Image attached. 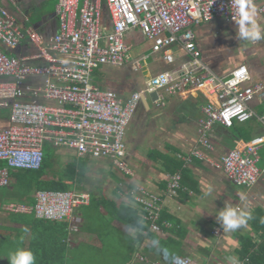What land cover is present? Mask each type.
Instances as JSON below:
<instances>
[{"label": "built area", "instance_id": "2783aa9c", "mask_svg": "<svg viewBox=\"0 0 264 264\" xmlns=\"http://www.w3.org/2000/svg\"><path fill=\"white\" fill-rule=\"evenodd\" d=\"M7 1L12 5L17 2ZM251 3L259 4L257 10L264 17V0ZM103 9L111 20L107 33L102 29ZM55 15L57 30L45 39L34 27L22 30L0 2V109L9 111L6 124L0 123V161L6 163L0 168V187L9 184L10 169H38L46 143L72 151L77 157L107 159L126 175H133L126 162L125 137L141 96L155 92L153 103L161 106L165 96L195 91L217 102L203 106L197 147L179 156L183 166L193 159L207 161L238 187L250 188L259 181L258 151L264 145V133L250 139L242 149L228 151L217 164L204 152L214 149L209 138L214 124L230 127L234 122H245L254 115L249 103L255 98L264 101V79L249 83V70L243 63L218 75L203 60L196 42L194 27L216 19L224 23L238 19L236 0H58ZM132 29L152 41V52L163 53L165 63L180 62L146 79L142 89L127 96L111 88H98L92 82L93 72L100 66L117 67L126 62L124 35ZM23 39L34 48L33 55L18 57L5 52L19 47ZM29 96L41 101L27 100ZM260 120L264 125V113ZM180 180L179 171L169 175L162 194L141 186L125 191L142 210L151 231H161L157 221L163 198L176 196ZM88 202L85 193L41 190L35 193L33 205L10 203L3 209L32 213L41 220H66L71 234L80 225L75 210ZM184 263L196 264L189 258Z\"/></svg>", "mask_w": 264, "mask_h": 264}, {"label": "crops", "instance_id": "0c3cea01", "mask_svg": "<svg viewBox=\"0 0 264 264\" xmlns=\"http://www.w3.org/2000/svg\"><path fill=\"white\" fill-rule=\"evenodd\" d=\"M48 1L17 0L16 4L12 5L7 0H0L15 16L22 30L34 27L45 39L57 30L55 6L58 0L54 1L51 8L46 6ZM253 5L256 10L255 20L260 25L262 36H264V17L257 10L259 4ZM36 9H39L38 20L32 24L31 16ZM101 20L104 33L109 32L111 20L105 9L102 10ZM238 27L236 21L224 23L219 19L194 27L202 58L218 75L225 74L237 64L243 63L249 70V83L263 80L264 39L241 40ZM124 42L128 46L126 62L117 67L100 66L93 72L94 84L102 83V88L112 87L119 94L127 96L133 91L142 89L146 79L180 62L177 59L171 65L165 63L163 53L152 52V41L138 29L127 31ZM175 48L172 47V50H176ZM132 49L135 53L133 58L129 55ZM5 52L11 56L23 57L33 55L35 50L26 39H23L19 47ZM30 63L34 64V61L31 60ZM119 79L123 80L124 84H118L121 83ZM26 99L41 101L40 97L33 96ZM145 100L147 103L141 101L126 129V162L133 175H126L107 159L90 161L91 163L86 165V178L80 184V192L89 197L93 196L90 202L93 200L96 204L89 202L75 210L76 216L80 218V226L76 233L70 235L68 221L67 223L60 221L40 223L32 213L8 212L2 207L0 209V264H9L7 254L17 247L31 250L36 257L35 264H52L56 256L55 250L52 249L53 245L60 244L64 240L68 242L72 250V254L67 252L64 254L67 256L66 264H71V259L76 264H116L117 261L119 264L122 262L123 264H151L153 261L163 259L162 251L171 258L178 256L183 262L184 259L189 258L196 264H238L240 261L236 250L240 247L241 237L250 238L256 245L262 242L264 145L258 151L257 166L261 177L250 188L235 186L219 167L207 161L195 159L186 166L181 165L173 173L178 171L181 173L182 187L176 196L166 198L163 204L166 214L178 220L177 228L164 227L165 229H162L156 238L151 237L146 229L141 230L139 227L120 221L116 216H111L108 209L113 213L116 210L109 204L105 206L101 203L97 204L103 199V201L115 203L118 208L120 206L131 208V211L137 210L138 215H142V210L131 200L130 195H125V191L141 186L148 191L162 193L167 178L171 175L159 162L150 158L148 152L157 150L164 156L170 157L175 152L178 160L180 155L189 153L197 147V126L198 121L203 117V106L208 102H217L214 97L197 91L187 95L165 96L164 105L158 107L151 102L149 96H145ZM42 102L45 101L42 100ZM249 107L254 115L245 123L234 124L238 130L231 131L220 124L213 125L209 138L214 149L204 151L209 161L217 164L220 157L228 151L242 149L250 139L264 133V125L260 120L264 113V101L255 98L249 103ZM5 121H7V113L0 114V123L5 124ZM54 149V152L50 149L53 153L51 161L54 162V167H58V163L66 164L71 159L65 154L58 153L59 150L69 152L66 149ZM93 165L99 166L94 171L100 173L98 176L100 184L96 182L93 184L90 181V173L95 167ZM10 170L17 172V169ZM10 183V187L17 186L16 176L11 178ZM120 185L121 187L123 185L121 190ZM8 186L0 187L6 190L4 198L0 196V204L2 202L5 205L34 204L8 196ZM209 189H211L210 193ZM74 191L78 189L74 188ZM242 196L243 199H241ZM224 205L250 212L253 218L235 231H224L216 219L217 211ZM25 227L29 229L27 233L24 232ZM217 230L220 231L216 232Z\"/></svg>", "mask_w": 264, "mask_h": 264}, {"label": "trees", "instance_id": "16d2710c", "mask_svg": "<svg viewBox=\"0 0 264 264\" xmlns=\"http://www.w3.org/2000/svg\"><path fill=\"white\" fill-rule=\"evenodd\" d=\"M95 85L98 88L103 87V84L97 85L95 83ZM156 107H158V106H156ZM236 123L237 122H234L232 126L228 127L229 130H231V131H232V129L238 130L237 128L234 127V124H236ZM243 123H245V122H243ZM239 124H241V123H239ZM54 148H56V147H53L49 143L44 144L42 163L38 169H35V170L17 169L16 170L17 172L10 170V180L12 177L16 176L17 186L14 185V186L10 187L11 183L8 184L9 185L8 187L10 188V190H9V188H7V190H8L7 195L8 196L16 198L17 200L22 201V202L27 201V203L33 204V203H35L34 199H35V193L37 191H41V190L74 191V188H77L78 191H76V192H80V187H81L80 184L86 178V172H87V166L86 165L87 164L85 162L81 161V159H82L81 157L78 158L75 155H71V159L68 160L66 164L61 165L58 163V167H54V162L51 161V154L53 155L51 150L53 149V152H54V150H55ZM56 149H58V148H56ZM62 150H63V148H62ZM148 156L150 158H152L154 161L159 162L162 165L163 169L166 172H169L171 174H174L173 172H175L181 165H184L183 160H180V159L178 160V158H176L175 152H174L173 156L170 157V156H164V154L159 153L157 150H152V151L148 152ZM83 158H86V157H83ZM193 160H195V159H193ZM196 160H198V159H196ZM5 165H6L5 162L0 161V168L5 166ZM167 180H168V178H167ZM166 185H167V181H166L164 190L166 189ZM181 187L182 186H181V181H180V186L177 189V193L180 191ZM121 188L123 189V185H122V187H119L120 190H121ZM164 190H162V191L164 192ZM80 193H82V192H80ZM162 193H158V194H162ZM92 197L93 196L89 197V202H90V198H92ZM162 198H163V196H162ZM166 198H168V197H166ZM166 198L164 197L163 199H166ZM131 200L133 201V199H131ZM91 202H93V200H91ZM94 203L95 202H93V204ZM100 203L103 204L104 206L106 204H109L110 207H114V209L116 210L117 213L116 212L113 213L108 209L109 213L112 214L111 216H116L120 221H122V222L124 221L133 227H139L141 230L146 229L151 237L156 238L157 235L161 233L162 229H165L164 227H170L171 228L174 226L177 228V225H178V220L176 218H174L173 216L166 214V212L163 210V207H162L158 221H157V224L159 225L161 231L160 232H153L149 229L148 223L142 218V216L138 215L137 210L131 211V208H128V207L123 208L120 206L118 208L115 203H112L111 201H103V199L101 202L100 201L97 202V204H100ZM21 204H24V203H21ZM3 205H5L4 202H2L0 204V209L3 207ZM24 205H27V204H24ZM17 215H20V214H17ZM38 220L40 221V223L51 221V220H41V219H38ZM60 222H66V220L60 221ZM71 234H73V233H71ZM261 235H262V233H261ZM261 235H260V237H261ZM69 247H70V245L65 240L63 242H61L60 244L53 245L52 249L55 250L54 253L56 256H55V259L53 260L52 264H66L67 256L64 254L66 252L68 254H70V253L72 254V250L70 249L71 247L70 248ZM49 248H51V247H49ZM236 252H237V255H238V258L240 261L238 264H264V241L263 240H262V242H260L259 244L256 245L255 243H253L251 241L250 238L241 237L240 238V247H238ZM162 254L164 255L163 259H161V260L159 259V262L161 264H164V263L165 264H173V261H172L173 259L171 257H169V255L163 253V251H162ZM71 260H72V261H70L71 264H76L73 259H71ZM116 264H119V262L117 261ZM122 264H123V262H122ZM184 264H186V263H184Z\"/></svg>", "mask_w": 264, "mask_h": 264}, {"label": "clouds", "instance_id": "9594fccd", "mask_svg": "<svg viewBox=\"0 0 264 264\" xmlns=\"http://www.w3.org/2000/svg\"><path fill=\"white\" fill-rule=\"evenodd\" d=\"M236 5L238 9V19L236 22L239 26V38L241 40L252 41H260L264 39V36H262V29L255 20L256 10L254 5L251 3V0H236ZM149 95L143 96L145 97ZM5 110H7L8 116L9 111L8 109ZM6 122L7 121H5V124ZM210 192L211 189H209V193ZM243 198L244 197L242 196L241 199ZM252 218L253 217L250 212L244 211L240 208H234L230 205H224L222 209L217 211L216 215V219L224 231H235L236 229L246 225L247 221ZM261 223H264V220H262ZM28 231L29 229L25 227L24 232L27 233ZM172 259L173 264H184L183 260H181L178 256H173ZM7 260L9 261V264H35L36 257L31 250L17 247L16 249L8 252Z\"/></svg>", "mask_w": 264, "mask_h": 264}, {"label": "rangeland", "instance_id": "374dc122", "mask_svg": "<svg viewBox=\"0 0 264 264\" xmlns=\"http://www.w3.org/2000/svg\"><path fill=\"white\" fill-rule=\"evenodd\" d=\"M54 1L55 0H49L48 2H46V6L48 7V8H51L52 6H53V4H54ZM38 16H39V9H36V11L35 12H33L32 13V16H31V22H32V24L33 23H35L37 20H38ZM258 16H260V15H258ZM134 49H132V51L131 52H129V55L131 56V58H133V57H135L134 55H135V53H134V51H133ZM148 62H149V60H147ZM143 69L145 70V66H143ZM123 70V69H122ZM144 72H146V70L144 71ZM148 76V75H147ZM147 77L145 76V79H146ZM120 81H121V83H118V84H124V83H122L123 82V80H121V79H119ZM100 84H102V83H100ZM125 86V88H127V84H125L124 85ZM110 88H112V87H110ZM109 88V89H110ZM113 89V88H112ZM114 90V89H113ZM7 113V110H5V109H0V114L1 115H5ZM67 151H69V150H67ZM72 151H69V152H65V151H61V150H59L58 151V153L60 154V155H67L69 158H71V155H75V154H72L71 153ZM71 153V154H70ZM76 156V155H75ZM77 157V156H76ZM79 158V157H78ZM89 160H88V159ZM95 160H96V158H91V157H86V158H82L81 159V161H83V162H85L86 164H88V163H91V162H95ZM91 161V162H90ZM97 165V164H96ZM93 166H95V165H93ZM260 166V165H259ZM97 167H99V166H95V167H93L92 169V171L93 172H91L90 174H91V176H90V181L94 184V182H96V184H100L101 183V181H100V179L98 178V176H99V174L100 173H98V172H95L94 170L95 169H98ZM95 173H97V175H95ZM120 187H121V185H120ZM5 188H0V196L2 197V198H4V193H5ZM81 191H83V190H81ZM122 193H124L123 191H121ZM122 195V194H121ZM0 202H1V199H0Z\"/></svg>", "mask_w": 264, "mask_h": 264}, {"label": "water", "instance_id": "95a60500", "mask_svg": "<svg viewBox=\"0 0 264 264\" xmlns=\"http://www.w3.org/2000/svg\"><path fill=\"white\" fill-rule=\"evenodd\" d=\"M149 97L151 98V101H153L154 99H156L157 94L156 93H151L149 95ZM141 101H143V103H147L146 100H145V97L143 95L141 96Z\"/></svg>", "mask_w": 264, "mask_h": 264}]
</instances>
